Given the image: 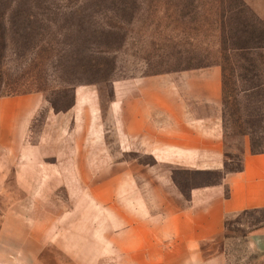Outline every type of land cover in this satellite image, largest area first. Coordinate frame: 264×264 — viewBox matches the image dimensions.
<instances>
[{
	"label": "rangeland",
	"instance_id": "374dc122",
	"mask_svg": "<svg viewBox=\"0 0 264 264\" xmlns=\"http://www.w3.org/2000/svg\"><path fill=\"white\" fill-rule=\"evenodd\" d=\"M233 43L264 46V0H0V97L40 94L80 135L88 124L84 108L74 111L76 92L90 90L97 106L90 127L102 141L121 82L220 67L226 171H237L245 154L264 153V50L234 53ZM223 176L175 179L188 193ZM85 186L23 192L11 178L10 192L0 193V264H121L113 253L118 226L105 228L103 215L90 213ZM261 227L264 210L227 221L220 248L228 264H264L250 236Z\"/></svg>",
	"mask_w": 264,
	"mask_h": 264
},
{
	"label": "crops",
	"instance_id": "0c3cea01",
	"mask_svg": "<svg viewBox=\"0 0 264 264\" xmlns=\"http://www.w3.org/2000/svg\"><path fill=\"white\" fill-rule=\"evenodd\" d=\"M93 99L90 90L76 92L74 111L84 108L88 124L78 135L73 123L65 127L70 116L50 110L40 94L0 97V193L10 192L11 178L23 192L68 191L81 180L90 213L102 214L105 228L118 226L113 253L121 264H228L220 248L226 222L264 210V153H247L241 169L226 171L221 68L121 82L102 141L90 127ZM145 157L153 163H141ZM177 172L224 176L185 193ZM250 236L264 251V227Z\"/></svg>",
	"mask_w": 264,
	"mask_h": 264
},
{
	"label": "trees",
	"instance_id": "16d2710c",
	"mask_svg": "<svg viewBox=\"0 0 264 264\" xmlns=\"http://www.w3.org/2000/svg\"><path fill=\"white\" fill-rule=\"evenodd\" d=\"M260 50H264V46H257V47H245V46H243L242 47V46H237V44L233 43L231 52H234V53L244 52V51L252 52V51H260ZM256 154H259V153H256ZM255 211H258V210H255ZM226 224H227V222H226Z\"/></svg>",
	"mask_w": 264,
	"mask_h": 264
}]
</instances>
